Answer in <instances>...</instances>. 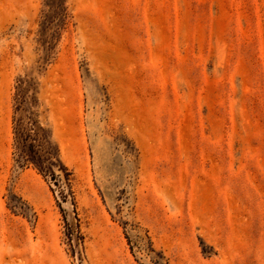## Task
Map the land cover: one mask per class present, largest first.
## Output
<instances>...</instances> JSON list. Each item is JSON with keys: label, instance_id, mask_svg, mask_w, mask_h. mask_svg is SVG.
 I'll return each mask as SVG.
<instances>
[{"label": "rangeland", "instance_id": "rangeland-1", "mask_svg": "<svg viewBox=\"0 0 264 264\" xmlns=\"http://www.w3.org/2000/svg\"><path fill=\"white\" fill-rule=\"evenodd\" d=\"M0 264H264V0H0Z\"/></svg>", "mask_w": 264, "mask_h": 264}, {"label": "trees", "instance_id": "trees-1", "mask_svg": "<svg viewBox=\"0 0 264 264\" xmlns=\"http://www.w3.org/2000/svg\"><path fill=\"white\" fill-rule=\"evenodd\" d=\"M59 5L56 4L55 8L53 10V13L59 14L60 10L58 9ZM32 90H34V87H31ZM30 100L31 102L37 101V95L34 91H32L30 94L25 92V88L23 85H19L17 88V92L15 94V109L19 110L21 109V106L23 103H25L26 100ZM14 129L15 132L19 135L21 138H31L33 140H36V137H33L39 133L40 138H43L45 141V144L47 145L46 152L48 155L41 156L38 158L37 161V167L40 171L43 172H51V167L54 163V160H57L55 147L52 144V141L46 138V135H44L43 127L39 124V122L36 119H29L28 121H25L21 116L14 117ZM31 150L35 153L36 151L33 149V145H30ZM36 154V153H35Z\"/></svg>", "mask_w": 264, "mask_h": 264}]
</instances>
